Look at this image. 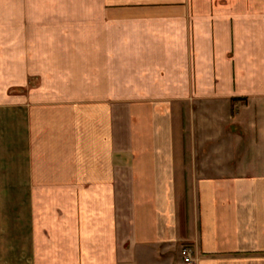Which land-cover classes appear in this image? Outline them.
Here are the masks:
<instances>
[{
    "label": "crops",
    "instance_id": "0c3cea01",
    "mask_svg": "<svg viewBox=\"0 0 264 264\" xmlns=\"http://www.w3.org/2000/svg\"><path fill=\"white\" fill-rule=\"evenodd\" d=\"M184 245L264 264V0H0V264Z\"/></svg>",
    "mask_w": 264,
    "mask_h": 264
},
{
    "label": "rangeland",
    "instance_id": "374dc122",
    "mask_svg": "<svg viewBox=\"0 0 264 264\" xmlns=\"http://www.w3.org/2000/svg\"><path fill=\"white\" fill-rule=\"evenodd\" d=\"M234 101V100H233ZM237 101V99H236ZM235 101V102H236ZM241 102L243 104H245L247 102V99L246 98H242L241 99ZM186 245H184L185 247ZM183 247L181 248H177V249H172L169 251V256H157L155 258V261L153 260V256L150 255L148 256V260L146 262V264H186L181 256V250H182ZM171 255V256H170ZM193 258H194V255H193ZM25 263V262H24ZM22 263V264H24ZM145 264V263H144ZM193 264V263H192Z\"/></svg>",
    "mask_w": 264,
    "mask_h": 264
},
{
    "label": "built area",
    "instance_id": "2783aa9c",
    "mask_svg": "<svg viewBox=\"0 0 264 264\" xmlns=\"http://www.w3.org/2000/svg\"><path fill=\"white\" fill-rule=\"evenodd\" d=\"M193 255L194 252L190 246H185L182 248L181 256L186 264H192L194 262Z\"/></svg>",
    "mask_w": 264,
    "mask_h": 264
}]
</instances>
